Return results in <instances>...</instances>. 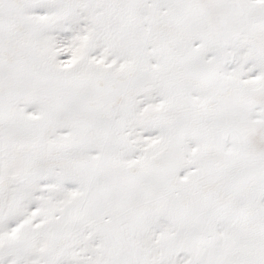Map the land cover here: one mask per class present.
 Wrapping results in <instances>:
<instances>
[{
    "label": "snow or ice",
    "instance_id": "6c2138e0",
    "mask_svg": "<svg viewBox=\"0 0 264 264\" xmlns=\"http://www.w3.org/2000/svg\"><path fill=\"white\" fill-rule=\"evenodd\" d=\"M0 264H264V0H0Z\"/></svg>",
    "mask_w": 264,
    "mask_h": 264
}]
</instances>
